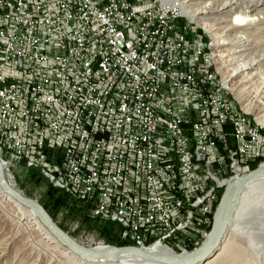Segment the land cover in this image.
Wrapping results in <instances>:
<instances>
[{"label":"built area","instance_id":"1","mask_svg":"<svg viewBox=\"0 0 264 264\" xmlns=\"http://www.w3.org/2000/svg\"><path fill=\"white\" fill-rule=\"evenodd\" d=\"M159 1L0 0V139L87 204L128 216L139 237L190 253L224 189L191 227L165 228L223 172L226 147L264 156V127L237 116L205 50L186 53L196 43ZM91 216L129 242L114 217Z\"/></svg>","mask_w":264,"mask_h":264},{"label":"bare ground","instance_id":"2","mask_svg":"<svg viewBox=\"0 0 264 264\" xmlns=\"http://www.w3.org/2000/svg\"><path fill=\"white\" fill-rule=\"evenodd\" d=\"M159 2L162 12L183 15L190 24L205 29L210 38L217 42L218 58L216 60L212 53L211 60L221 76V86L240 103L236 104L229 97L237 116L251 121L250 114L247 112L250 111V102L259 103L260 109L255 117L256 122L251 124L254 128H260V125L264 127V86L259 84L264 76L262 47L264 45V0H160ZM193 51L195 49L187 50L186 53ZM234 66L236 68L232 69ZM248 89L254 91L250 100H247L244 95V91ZM226 154L228 156H223V172L216 177V180L207 178L204 187L199 188L189 198L187 205L180 206V217L174 218L172 225L165 228V236H173L175 233H181L183 227H191L197 216V208L211 201L217 189H224L233 179L249 174L250 162L258 159L260 165L264 166V156L244 160V157H239V150L236 147H226ZM232 158H236L238 165L237 176ZM0 161L3 177L11 187L14 186V180L8 173L10 170L7 166L23 164L28 169L39 171L54 187L68 194L70 198L89 206L92 215L114 217L115 223L127 227L129 241L139 248L153 253H176L166 248L163 241L151 237H139V229L136 225H131V219L128 216L114 215V210H110L108 206L87 204L76 188H64V182L61 179H54V173L50 167H42L38 158L33 155H19L18 148L5 144L1 139ZM228 174L232 176L226 178ZM8 209L14 210V213L10 214ZM0 211L7 218H13L18 223V231L15 233L12 244L20 241L22 247L18 254L24 256L28 252L30 254L28 260L32 259L30 264H42V262L43 264H166L144 261L135 256L119 255L92 262L86 261L53 236L33 210L18 203L1 188ZM210 235L211 233L206 240ZM73 241L77 243L74 239ZM101 249L103 248L98 247L89 250ZM5 252L0 253V259L4 257ZM232 259L235 264H264V181L250 184L243 190L234 218L219 248L205 262L197 264H231L234 263Z\"/></svg>","mask_w":264,"mask_h":264},{"label":"rangeland","instance_id":"3","mask_svg":"<svg viewBox=\"0 0 264 264\" xmlns=\"http://www.w3.org/2000/svg\"><path fill=\"white\" fill-rule=\"evenodd\" d=\"M179 18H180V20H178L176 22V25L178 24L180 27L188 28V30H187L188 31V37L187 38H188L189 42L193 43V44L196 43L195 44V46H196L195 51L188 52V53L196 54L198 56V54L200 53V52H198V50L203 51V49H204L205 51H203V52H205L206 57H208L209 60L211 61V72L217 76V82L221 85V83H220L221 76L217 73L215 65L213 64V61L211 60L212 53L215 55L216 60L218 58L217 57V48H216L217 42L213 41L210 38V36L207 34L205 29H203L202 27H199L195 24H190L188 22V19L186 17H184L183 15H180ZM262 47L264 50V45H262ZM216 67H217V64H216ZM234 68H236V67L235 66L232 67V69H234ZM259 84H261V86L262 85L264 86V76L260 80ZM253 92L254 91L253 90L251 91V89L244 91V95H245L247 100L248 99L250 100V96L253 94ZM229 97L232 100H234L233 95H231L230 93H229ZM234 102L236 104L239 103L235 100H234ZM250 105H251L250 111H247V112L250 114L251 123L255 124V122H256L255 117H256L257 113L259 112L260 105H259V103H256L254 101L250 102ZM260 126H261L260 128H263L262 125H260ZM252 163L253 162H250L251 171L254 170V169H252ZM259 166H261L260 161L258 162V167ZM25 169H28V168L23 164H14L9 168L10 172L8 170L7 171L10 174V176L12 177V179L15 181L19 190L24 195L37 200L39 203L45 201L46 185H43V184L36 185V184H30V183L23 184V179L25 177ZM29 170H33V169H29ZM35 172H39V171L35 170ZM39 174L44 180H46V182L49 185H51L50 184L51 182L48 179H46L40 172H39ZM231 176H229V174H228L226 176V178H229ZM238 178H240V177H238ZM238 178L233 179L231 182L235 181ZM51 186L54 187L53 185H51ZM54 188H56V187H54ZM66 195L70 198V196L68 194H66ZM71 199L72 198L69 199L68 203H66V204H64V205H62L59 208L54 210V217H53L54 220L53 219L52 220L58 226H61L60 227L61 230H63L65 233H67V235L72 237L77 243H79L80 245H82L88 249L94 250L98 247L104 248L105 245L121 247V246L109 244L107 242V239L108 238L111 239L112 237H114V238L116 237L118 239V241H122L123 239H125L124 237L121 236V233L119 232V229L117 226L112 225V227H113L112 228V236L108 233L106 234L102 229L107 222L92 217L90 209H89L87 214L82 213L81 212L82 207L80 206V204L73 203L72 201L75 199H72V200ZM75 201H78V200H75ZM8 212L10 214H13L14 210L8 209ZM17 227H18V223L15 222L13 218H10V217L7 218L6 215L0 211V253L6 251L4 253V257H1V259H0V264H26L27 262H28V264H30V262H32V259L28 260V257H30L29 256L30 254H28V252L24 256H19L18 251L20 250V247H22L19 240L17 242H15L14 244H12L13 238L16 235L15 233L18 231ZM210 233H211V231H210ZM110 239H108V240H110ZM204 240L202 241L201 245L204 243ZM129 242L133 246L138 247L135 243H133L131 241H129ZM7 245H10V246H7ZM129 246H131V245H129ZM172 253H175V252H172ZM175 254H182V253L176 252ZM186 254H188V253H186ZM233 262H234V260H233ZM42 264H43V262H42ZM231 264H235V262L231 263Z\"/></svg>","mask_w":264,"mask_h":264},{"label":"water","instance_id":"4","mask_svg":"<svg viewBox=\"0 0 264 264\" xmlns=\"http://www.w3.org/2000/svg\"><path fill=\"white\" fill-rule=\"evenodd\" d=\"M259 181H264V166H259L249 174L236 179L224 189L215 212L214 224L210 237L203 243V245L188 253V255L153 253L136 246L115 247L105 245L101 250L91 251L75 243L73 239L61 230V228L52 220L47 211L37 200L21 193L15 181H13L14 186L11 187L3 177V171L0 168V188L3 192L15 199L21 205L33 210L53 236L65 244L80 258L90 262L107 259L112 255L135 256L144 261L161 262L166 264H197L205 262L219 248V245L234 218L243 190L250 184Z\"/></svg>","mask_w":264,"mask_h":264},{"label":"trees","instance_id":"5","mask_svg":"<svg viewBox=\"0 0 264 264\" xmlns=\"http://www.w3.org/2000/svg\"><path fill=\"white\" fill-rule=\"evenodd\" d=\"M227 129H228V131L230 130V128H227ZM258 162L259 161L257 159V160H255V162L252 163V169H256L258 167ZM226 163H227V161H226ZM26 183L36 184V185H39V184L46 185L45 201L41 202L40 204L47 211V213L49 214V216L52 219L54 217V210L69 202L70 198L64 192H62L59 189L54 188L51 185H49L46 182V180H44L40 176L39 172H35V170L33 171V170L25 169V177L23 179V184H26ZM72 202L76 203V204H80V206L82 207V210H83V211L81 210L82 213H84V214L88 213V211L90 209L89 206H87L85 204L83 205V203L75 201V200H73ZM112 225H115L118 227L119 232L121 233V236L123 237L124 236V230L120 226H118L114 223L107 222L102 230L106 234L108 233L112 236V228H113ZM59 227H61V226H59ZM108 239H110V238H108ZM108 239H107V242L109 244H112V245H116V246H129V245H131V246H133L130 242L126 241L125 239H123L122 241H118V239L116 237L115 238L112 237L110 240H108Z\"/></svg>","mask_w":264,"mask_h":264}]
</instances>
